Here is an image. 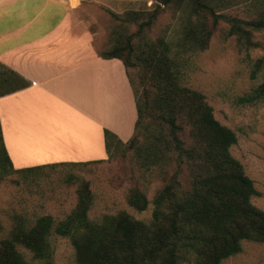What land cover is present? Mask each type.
Masks as SVG:
<instances>
[{
	"label": "trees",
	"instance_id": "trees-1",
	"mask_svg": "<svg viewBox=\"0 0 264 264\" xmlns=\"http://www.w3.org/2000/svg\"><path fill=\"white\" fill-rule=\"evenodd\" d=\"M184 1L154 0L155 8L140 13L138 29L124 38L125 44L121 31H115L116 42L98 51L103 58L122 61L137 112L127 141L104 130L107 157H113L117 149L123 154L131 151L140 168L155 174L159 187L152 200V219H134L125 211L90 219L92 195L85 183L77 190L74 208L55 226L50 216H41L33 227L16 228L0 240V264H28L17 250L19 244L36 257H45L52 232L70 239L77 264H221L242 251L243 241L264 243V210L251 202L258 191L230 152L237 141L235 132L216 119L201 91L180 82L179 64L163 38L145 39L141 44L133 41V36L154 23L161 4L177 7ZM191 1L192 14L198 16L189 17L174 43V54L206 49L220 20L229 23L225 37L234 36L241 48L260 45L250 29L264 31V9L258 17L245 20L216 13L205 0ZM201 9L209 12L211 24L199 15ZM261 62L257 60L252 77L263 68ZM130 69L135 71L134 78ZM27 85L0 64V96ZM248 96L250 101L264 98V80ZM32 170L13 168L0 128V180L12 172ZM127 203L142 211L149 200L135 187Z\"/></svg>",
	"mask_w": 264,
	"mask_h": 264
},
{
	"label": "rangeland",
	"instance_id": "rangeland-1",
	"mask_svg": "<svg viewBox=\"0 0 264 264\" xmlns=\"http://www.w3.org/2000/svg\"><path fill=\"white\" fill-rule=\"evenodd\" d=\"M205 1L216 13L245 20L258 17L264 9V0ZM80 2L82 10L87 11L82 15L84 22L81 25L96 32L97 52L116 42L115 31H121L125 44L124 38L132 36L138 29L140 13L152 11L156 5L154 0H71L74 5ZM193 6L191 0H185L177 7L161 4L154 23L133 36V41L141 44L145 39L157 42L163 38L167 42L171 55L179 64L180 82L201 91L216 119L235 132L237 141L230 147V152L240 161L258 191L251 202L264 210V98L247 100L252 89L264 80V31L250 29L252 39L260 45L244 49L234 36L225 37L229 23L220 20L206 49L176 55V39L189 17L198 16L192 14ZM199 15L211 24L212 17L207 10L201 9ZM258 59L263 68L252 77ZM129 72L134 78L135 71L130 69ZM114 152L113 157L98 162L12 172L1 179L0 240L10 237L16 228L33 227L41 216H50L55 226L74 208L77 190L85 183L92 195L88 210L90 219L125 211L134 219L149 222L159 181L154 173L145 172L137 165L131 151L123 154L117 149ZM135 187L145 192L149 200L145 210H136L127 203V195ZM47 242L43 258L36 257L33 251L20 244L17 250L28 264H77L68 237L52 232ZM221 264H264V243L243 241L242 251Z\"/></svg>",
	"mask_w": 264,
	"mask_h": 264
},
{
	"label": "crops",
	"instance_id": "crops-1",
	"mask_svg": "<svg viewBox=\"0 0 264 264\" xmlns=\"http://www.w3.org/2000/svg\"><path fill=\"white\" fill-rule=\"evenodd\" d=\"M85 13L71 0H0V64L28 83L0 96L14 169L104 160L105 129L122 141L134 132L126 69L98 55Z\"/></svg>",
	"mask_w": 264,
	"mask_h": 264
}]
</instances>
